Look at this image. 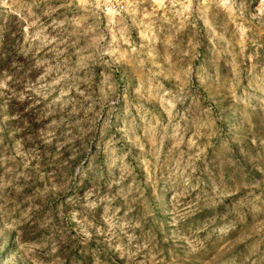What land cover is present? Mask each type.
<instances>
[{
	"label": "clouds",
	"instance_id": "1",
	"mask_svg": "<svg viewBox=\"0 0 264 264\" xmlns=\"http://www.w3.org/2000/svg\"><path fill=\"white\" fill-rule=\"evenodd\" d=\"M0 264H264V0H0Z\"/></svg>",
	"mask_w": 264,
	"mask_h": 264
}]
</instances>
